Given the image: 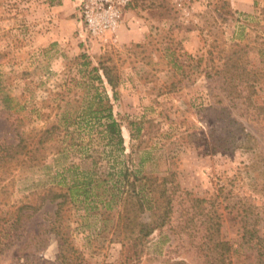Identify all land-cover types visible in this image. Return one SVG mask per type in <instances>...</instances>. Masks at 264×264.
<instances>
[{"label": "rangeland", "instance_id": "obj_1", "mask_svg": "<svg viewBox=\"0 0 264 264\" xmlns=\"http://www.w3.org/2000/svg\"><path fill=\"white\" fill-rule=\"evenodd\" d=\"M228 56L244 67L234 85L222 77ZM100 62L116 77L125 154L99 137L98 122L77 117L84 97L103 90L89 72ZM52 124L58 133L38 145V159L0 165V264H205L189 236L199 226L172 233L171 220L137 260L113 232L119 204L105 211L97 198L66 204L62 240L49 231L56 205L43 194L90 182L114 157L173 189L174 224L195 222L194 200L204 198L238 250L234 264H254L241 235L256 219L264 226V0H132L117 29L98 37L76 0H0V142L36 146Z\"/></svg>", "mask_w": 264, "mask_h": 264}, {"label": "trees", "instance_id": "obj_2", "mask_svg": "<svg viewBox=\"0 0 264 264\" xmlns=\"http://www.w3.org/2000/svg\"><path fill=\"white\" fill-rule=\"evenodd\" d=\"M241 68L244 70L243 63L239 58L233 56L225 58L222 69L225 70L226 74L222 77L227 84L234 85L236 78L240 80L244 78V71L242 72ZM89 72L92 80L101 83L103 90L99 91L96 87L93 94L88 98L84 97L86 104L80 106L77 117L98 122L97 125L100 126L97 130L99 137L106 138V144L110 146L111 150H119L120 153L125 154L121 124L114 116L111 103L112 97H115L116 77L112 74L111 68L103 62H100L99 66H93ZM107 86H110L111 94L107 92ZM8 97L3 96V100L7 101ZM5 107L9 108L10 106L6 104ZM57 130H59L57 124L42 129L36 146H31L30 141L23 136L14 144L1 141L0 165L8 166L7 164L12 162L18 163L19 159L22 163H25L26 160L38 159V145H42L52 135L58 133ZM242 134L247 138L252 137L243 128ZM120 163L121 166L117 167ZM110 168L112 170H107L105 174H95L90 182L73 181L68 183L65 190L58 191L50 188L43 194L44 199L55 202L56 205L49 231L54 232L62 240L65 234L60 228V223L66 204L78 196L85 201H94L93 199L97 198L102 203L105 211L112 210L119 204L113 232L119 233L122 231L123 238L133 246V255L137 260L141 258L153 232L156 230L161 231L171 220L172 233H179L183 230L189 231L190 228L194 230V227L199 226V231L194 230L196 232L194 234L189 231V236L192 239H199L195 247L204 258L205 264H234L233 258L238 250L237 248L233 249L230 241L221 234L222 224L219 217L209 216L208 211L205 212L202 205L205 202L204 198L194 200L198 209L195 215L199 216L195 222H193V218H189L185 220L183 225L174 224V192L172 188L170 190L164 180L158 181L157 177L154 176L139 175L137 170L129 167L127 161L123 158L119 160L114 157ZM95 184L106 185L103 186L101 192H95ZM103 195H105V198L102 197ZM31 207L35 209V207ZM19 208L18 210H20ZM105 211L102 213L106 214ZM19 214H21L20 211ZM258 223L259 220L256 219L251 226L244 227L241 242L249 244V247L255 249L256 260L254 264H264V226L260 232ZM64 249V243L61 242L58 257L66 262ZM164 262L166 264H189L184 258L173 257L164 259ZM68 263L70 264V262Z\"/></svg>", "mask_w": 264, "mask_h": 264}, {"label": "built area", "instance_id": "obj_3", "mask_svg": "<svg viewBox=\"0 0 264 264\" xmlns=\"http://www.w3.org/2000/svg\"><path fill=\"white\" fill-rule=\"evenodd\" d=\"M132 0H76L80 18L92 37L114 32Z\"/></svg>", "mask_w": 264, "mask_h": 264}]
</instances>
